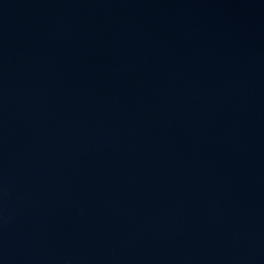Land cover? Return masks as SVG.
Here are the masks:
<instances>
[{
	"label": "water",
	"instance_id": "1",
	"mask_svg": "<svg viewBox=\"0 0 264 264\" xmlns=\"http://www.w3.org/2000/svg\"><path fill=\"white\" fill-rule=\"evenodd\" d=\"M0 264H264V0H0Z\"/></svg>",
	"mask_w": 264,
	"mask_h": 264
}]
</instances>
